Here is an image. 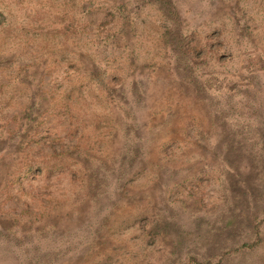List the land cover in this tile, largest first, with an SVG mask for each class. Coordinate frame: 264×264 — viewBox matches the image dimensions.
<instances>
[{
	"label": "rangeland",
	"instance_id": "374dc122",
	"mask_svg": "<svg viewBox=\"0 0 264 264\" xmlns=\"http://www.w3.org/2000/svg\"><path fill=\"white\" fill-rule=\"evenodd\" d=\"M116 1L0 0V137L18 109L16 65L23 71L36 60L49 65L37 71H43L42 86L48 91L39 142L23 147L19 156L33 157L37 165L18 179L12 174L13 152L4 148L0 158V264H184L189 254L216 259L222 249L252 238L248 218L239 211L259 214L264 205L257 186L264 180V105L256 109L258 133L249 147L230 140L226 118L213 112L214 103L203 104L185 91H193V75L204 69L225 73L228 84L235 82L228 78L232 75L249 77L255 86L264 80L250 53H264V0H165L166 20L155 0L127 13L111 8ZM69 16L84 36L117 37L114 53L122 81L132 79L139 94L136 107L149 113L150 157L140 175L130 157L116 180L96 177L88 166L92 155L82 153L76 155L83 173L75 171L68 148L79 129L67 132V116L52 107L60 95L58 82L68 73L52 65L63 47L53 42L69 34L61 28L67 29ZM28 36L38 50L26 45ZM240 40L255 49H241ZM209 47H217L215 53L208 54ZM185 48L191 61L205 55L204 61L189 63ZM144 89L149 97L142 100ZM34 109L29 115H35ZM90 114L83 112L82 140L93 131ZM124 119L127 124L132 120L128 114ZM210 137L217 141L209 144ZM226 163L246 164L247 171L242 177L228 175L219 170ZM259 235L253 248L230 251L220 264H264V221Z\"/></svg>",
	"mask_w": 264,
	"mask_h": 264
},
{
	"label": "trees",
	"instance_id": "16d2710c",
	"mask_svg": "<svg viewBox=\"0 0 264 264\" xmlns=\"http://www.w3.org/2000/svg\"><path fill=\"white\" fill-rule=\"evenodd\" d=\"M155 1L164 8L162 17L165 20L168 19L165 10L167 2L165 0ZM110 4L116 13H119L121 9H124L127 13L134 11L131 9L132 6L138 7V5L150 4V0H117ZM116 13L112 15V19L116 16ZM69 17L70 21L67 29L61 27L69 34H64L62 38H56L53 42L55 44L59 43L63 47L58 49V53L62 57H55V63L52 65L59 71L66 68L68 73L58 82L60 95H57L52 107L55 108L54 112L59 110L67 116L70 126L67 132H70L72 127L79 129L74 142L68 148V155H73V160L75 159V171L78 175L83 173L84 166L80 164L76 155L82 153L84 158L87 155H92L91 165L88 166L96 177H104V174H106L112 180H116L119 174L122 175L124 171V166H121V164H127V159L130 157H133L137 163L136 170L140 175L141 169L146 168L150 157V125L148 118L146 119V115H149V113L147 114V111L143 114L136 107L135 103L139 100V94H136L132 79L129 78L127 82L122 81L123 78L118 71L116 60L119 55L114 53L118 46L117 37L114 35L110 39L102 40L84 36L79 32L77 24L73 23L75 17ZM108 22V20L102 21L98 26L102 27ZM186 25L189 26L190 23L187 22ZM21 27V30L24 31L25 25ZM32 38V36L25 37L24 41L27 46L30 44V47L38 50V47H34L37 41ZM216 40L219 45L224 40L221 33ZM238 47L245 48L244 50L255 49L249 42L242 40L238 41ZM209 48L208 54H213L217 47ZM64 50L69 53L66 62H63ZM183 51L184 57L189 63L192 62L197 65L204 61L205 55L191 61L190 50L185 48ZM250 53H254L257 57L255 71L264 78V53L256 50ZM45 64L44 59L36 60L32 68L27 71H23L20 65H16L14 70L16 71L17 90L23 93L27 90L28 93H26V96H21V92H17L20 95L18 109L14 110L6 121V123L11 121L12 126H8L6 136L0 137V158L4 148L13 152L10 156H13L12 161L15 172L12 174L18 179L26 169H31L37 165L35 158L28 156L20 158L19 156L23 147L39 142V124L48 109V105L42 103V99L45 95H48V91L42 86L45 80L43 71L41 74H38L37 71L41 66H43L42 68L49 67ZM241 68L245 73L248 70L244 64ZM181 74L184 78L185 72ZM226 76L225 73L216 70H199L193 75V91L186 89L185 92L188 97L196 98L203 104L214 103L213 112L226 118L225 130L230 140L235 144H244L250 147V145L255 144L258 133L255 126L257 123L255 118L256 109L262 110L264 105V80L255 86L249 80V77L232 75L228 78L233 79L235 82L228 84L229 82L224 80ZM26 77L28 81L24 82ZM168 78L173 80L175 74L169 72ZM141 96L142 100L148 99L149 91L144 89ZM32 109L35 112L33 116L29 115ZM84 111L91 113L88 116L93 131L85 140H82L79 136L86 134L85 125L82 123ZM126 114L132 119L129 124L125 123ZM13 136H17L15 140L6 143V139ZM216 141V137H210L208 140L209 144H214ZM165 144L166 142L162 143L161 146ZM244 149L250 150V148ZM61 153L65 154L66 151ZM167 159V155H165L164 161H167ZM159 161L161 160L159 159ZM142 164L144 167L141 166ZM219 170H223L231 176L242 177L247 171V166L246 164L231 166L226 163ZM257 186L260 189L261 194H259H264L263 179L259 181ZM245 192L243 191V193ZM249 210L241 207L239 212L248 218L249 228L252 232L250 240H243L234 247L222 249L216 259L200 258L197 254H189L184 264H220L223 257L230 251H237L242 248L250 249L257 245L260 240V225L264 221V205L261 206L259 214H254L252 210Z\"/></svg>",
	"mask_w": 264,
	"mask_h": 264
}]
</instances>
